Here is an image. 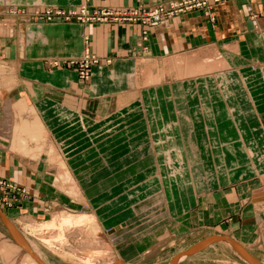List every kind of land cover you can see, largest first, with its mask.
Masks as SVG:
<instances>
[{
  "label": "crops",
  "instance_id": "obj_1",
  "mask_svg": "<svg viewBox=\"0 0 264 264\" xmlns=\"http://www.w3.org/2000/svg\"><path fill=\"white\" fill-rule=\"evenodd\" d=\"M168 1L0 0V9H152ZM211 13L167 19L144 39L141 24L35 23L30 15L0 12L6 20L0 26V177L31 194L8 211L10 220L23 212L47 223L54 213L75 212L81 204L54 186L60 166L48 147L54 148L88 210L108 216L119 210L121 220L135 223L133 231L121 233V263L151 264L144 261L158 247L145 252L133 204L168 182L170 157L167 165L180 161L184 180L177 187L181 208L175 197L171 204L177 217L197 215L195 230L203 233L189 250L227 238L264 264V0H230ZM86 49L99 61L89 83L76 68L51 66L81 59ZM213 61L223 65L213 70ZM31 124L45 134L36 144L25 132ZM173 239L168 264L176 258L182 264L176 234ZM226 242L188 258L251 264ZM4 258L0 239V264Z\"/></svg>",
  "mask_w": 264,
  "mask_h": 264
},
{
  "label": "rangeland",
  "instance_id": "obj_2",
  "mask_svg": "<svg viewBox=\"0 0 264 264\" xmlns=\"http://www.w3.org/2000/svg\"><path fill=\"white\" fill-rule=\"evenodd\" d=\"M12 5L2 7V9H0V12L6 10V12L8 13L9 9L11 7H14ZM33 7L41 8V5L34 4ZM46 8L63 9L56 7H44L43 10ZM17 9L25 10L29 8L27 7V8H17ZM63 10L69 11L72 9H63ZM30 11L32 12L33 8H30ZM211 14L212 13L210 12V14L208 15L210 16ZM18 15L24 16L23 14H18ZM32 21L35 23H41V22L55 23V22L39 21V20L34 21V19H32ZM5 22L6 20H3V18L0 17V26H3ZM57 22L78 23L77 21H57ZM31 38L35 39L36 37L35 35H32ZM72 60L77 61L79 59H70L63 62L57 61L58 65L54 64L56 61L55 60L52 62L51 66L60 67L62 65L63 66L69 65L72 68H76L78 70L76 66H72L71 64H69L70 61ZM259 66L264 67V60ZM90 80L86 83H89ZM169 158L170 157H167L165 163L169 171L168 182L165 183L164 181L163 184H161V182L160 184L157 183L158 185H156L155 188L151 189L147 194L141 196V198L138 199L136 204L135 203L133 204L134 207L136 206L134 211L133 221L135 222L137 220L136 222H138L137 227L139 228V233L141 231L140 236H143L142 237L143 248L145 249V252L149 250H153V247L156 246L158 247L156 251H159L157 254L153 256L152 259L144 262L146 263L149 262L151 264H165V263L168 264L169 259L167 258V255L169 254L167 253H169V245H171V243L175 241V239L171 241V237L176 234V241H177L176 245L179 246L178 247L179 251H177V253L178 255L180 254V256L182 254L184 255V257L179 256V260H181L182 264H188V263L216 264L217 262L215 261L214 257L202 258L200 260L195 261L193 260V257L195 256H193L192 258H188L191 257L192 255H186L184 253L187 250H189L190 246H193L196 243L201 242V240H203V239H199V237H201L203 233L201 234L200 230H195V229H199L198 226L199 224L197 222L198 219L196 218L197 215L195 218L193 216L192 219L189 217V215L188 216L181 215L177 217V211H176L177 205L175 206L174 202L178 203V206L180 207L179 198H181L183 192L180 194V196H178L177 191H179V189L182 188L184 181L180 176L182 174V164L180 163V161L179 162L176 161L171 168L170 166L167 165ZM173 171H175V174L173 173ZM57 176L58 173L53 178L54 186L58 188L60 191H63L68 197H70L66 193V191L61 190L57 186V184L59 183V181L57 180ZM77 186L78 188H80L79 184H77ZM30 196H31L30 190L27 187L17 184L7 178L0 177V203L2 206V207L0 206V209L7 216V218H8L7 213L10 209L12 210L15 209L18 203H20L21 201H23V199H26ZM172 197H175L176 200L171 204ZM70 198L73 201L78 202L74 198L72 197ZM79 203L81 204H79L78 208L75 209L76 210L75 212H71L68 211L67 209H64L62 211L54 213L51 219L47 221V223L38 222L32 217H25L23 215L24 214L23 212L18 213L16 211H15L16 213L12 212L15 214V216L12 217L11 220L9 218L8 219L17 229V232L21 240L23 241V244L24 245L26 244L25 246L44 264H48L47 259L48 260L51 259L52 262H54L55 264H122L121 263L122 259L120 257V250L122 244H121V240L119 239L121 238V233L127 231V229H129V231H133L135 229V223L132 222L127 223L124 219L121 220L118 217L119 210L117 211V215L116 213H112L110 216H108L107 213L106 214L104 213V211L98 212V210L96 211H94L93 209L88 210V206L82 204L85 203V199L83 202H79ZM195 212L193 213V215L195 214ZM69 220L71 225H67L66 223L67 221L69 222ZM16 223L19 225V227L16 226ZM72 223L74 224L72 225ZM0 227L3 230L9 232L8 228L6 227L1 217H0ZM54 227L58 228V229L56 228L54 233H50V234L44 233L46 229L47 230L52 228L54 229ZM175 228L177 230H175ZM2 229H0V234L3 237H0V239L3 238L1 241L2 244L1 251L4 257V251L2 248L4 243L2 242L11 239L5 236V233L3 232ZM59 231L62 232L60 233ZM177 231L180 235L179 234L177 235ZM199 231L200 233L197 234V232ZM183 237H185V240H180L183 239ZM95 239L103 240L105 242L103 247H99V245H94V247L93 246L91 247L90 245L87 244ZM18 245L20 246L19 243ZM4 259H5V263L9 264L7 258L5 257ZM35 260L37 259L35 258ZM38 261L39 260H37V262Z\"/></svg>",
  "mask_w": 264,
  "mask_h": 264
},
{
  "label": "built area",
  "instance_id": "obj_3",
  "mask_svg": "<svg viewBox=\"0 0 264 264\" xmlns=\"http://www.w3.org/2000/svg\"><path fill=\"white\" fill-rule=\"evenodd\" d=\"M228 1L230 0H170L152 9L140 6L127 10H114L109 8L90 9L87 5H82L79 8L69 11L49 8L43 10V8L34 7L31 12L30 9L20 10L11 7L8 13L10 15H30L34 21H77L82 26L105 23L141 24L145 28L143 36L146 39L149 29L159 26L167 19L193 11H203L206 14H210L212 8L227 3ZM86 41L88 43L89 38L86 37ZM98 62L89 50L86 49L83 58L77 61L72 60L69 64L78 68L80 80L88 82L92 76V66ZM107 62L110 63L111 61L108 60ZM54 64L58 65V62L55 61Z\"/></svg>",
  "mask_w": 264,
  "mask_h": 264
},
{
  "label": "bare ground",
  "instance_id": "obj_4",
  "mask_svg": "<svg viewBox=\"0 0 264 264\" xmlns=\"http://www.w3.org/2000/svg\"><path fill=\"white\" fill-rule=\"evenodd\" d=\"M179 62H181V61H179ZM177 63V62H176ZM223 64H221L220 62H217V61H213V62H211V65H210V67H211V69H216V68H218L219 69V67L220 66H222ZM210 69V68H209ZM12 117V116H11ZM20 120H21V118H20ZM23 120V119H22ZM33 124H35V123H33ZM33 124H31L32 126H33ZM30 128V127H29ZM28 128V131H25V132H29V137L31 138L30 139V141L31 140H33L34 142H32V143H34V144H36L35 143V141H38V139H40V137H41V135H44L45 136V134H44V131H42L41 130V127L37 124L36 126H33V129H29ZM26 129V128H25ZM30 130V131H29ZM5 133V132H4ZM26 134H28V133H26ZM21 138V137H20ZM44 138V137H43ZM42 139V138H41ZM45 140V139H44ZM40 141H42V140H40ZM26 142H27V140H26ZM26 142L24 141L23 143H25L26 144ZM45 145V144H44ZM47 146V145H46ZM52 146V145H51ZM23 149V148H22ZM20 150H21V148H20ZM48 150H49V155L51 154L52 155V157H53V161H57V163H58V165L60 166V173H59V175H58V177H57V180L59 181V183L57 184V186L61 189V190H64V191H66V193L70 196V197H72V198H74L75 200H77L78 202H82L83 201V195H82V193H81V191H80V189L78 188V186H77V184H76V182H75V180L73 179V177H72V175L69 173V171H68V169L65 167L66 165H64V163L58 158L57 159V153H56V151H55V149L54 148H49L48 147ZM25 151V150H24ZM30 151V150H29ZM31 152H32V150H31ZM27 155H28V152L26 153ZM27 155H26V157H27ZM29 156V155H28ZM25 157V156H24ZM23 157V158H24ZM31 158H34L35 159V157H30L29 159H31ZM25 159V158H24ZM31 161V160H30ZM34 161V160H33ZM38 161V160H37ZM86 217V216H85ZM73 221V220H72ZM65 223V222H64ZM67 223V225H71V223H70V220H69V222L67 221L66 222ZM84 223V222H83ZM74 223H72V225H73ZM82 224V223H81ZM79 225V224H78ZM61 226V225H60ZM59 226V227H60ZM45 227V226H44ZM74 227V226H73ZM56 228L57 227H54V229L52 228V229H49V230H47L48 229V227H47V229L45 230V232L44 233H46V234H50V233H54V231L56 230ZM58 229V228H57ZM57 232V231H56ZM60 233L62 232V231H59ZM49 236V235H48ZM0 237H3L1 234H0ZM48 238H50V237H48ZM3 239V238H2ZM2 239H1V241H2ZM17 242V241H16ZM2 243H4V245L2 246L3 247V250H4V255H5V257L7 258V260L9 261V264H43V262L40 260V259H38L31 251L29 252L27 249H25L21 244H20V246L17 244V243H14V242H12L11 240H8V241H6L5 240V242L3 241ZM23 244V243H22ZM88 245H90L91 247L93 246L94 247V245H99V247H103V245L105 244V242L103 241V240H93V241H90V243H87ZM2 245V244H1ZM27 248V247H26ZM23 249V250H22ZM96 253H99V252H96ZM22 258V259H21ZM35 258L37 259V260H39L38 262H37V260H35Z\"/></svg>",
  "mask_w": 264,
  "mask_h": 264
},
{
  "label": "water",
  "instance_id": "obj_5",
  "mask_svg": "<svg viewBox=\"0 0 264 264\" xmlns=\"http://www.w3.org/2000/svg\"><path fill=\"white\" fill-rule=\"evenodd\" d=\"M0 217L1 219L4 221L6 227L8 228L9 232L11 233V235L13 236V238L19 243L21 244L25 249L28 250V248H26V244H22L23 241L21 240L17 229L15 228V226L11 223V221L7 218V216L2 212V210L0 209ZM219 240H224L227 241L228 243H230L243 257H245L251 264H261L259 263L248 251H246L239 243L232 241L230 239L227 238H218V239H214L212 241L209 242H205L202 245H199L198 247H195L191 250H189L188 252H186V255L188 254H192V253H196L198 251H201L203 249H205L206 247H208L210 244H212L215 241H219ZM30 252V250H28ZM177 258L175 260H173L172 264H176L177 263ZM44 264V263H43Z\"/></svg>",
  "mask_w": 264,
  "mask_h": 264
}]
</instances>
